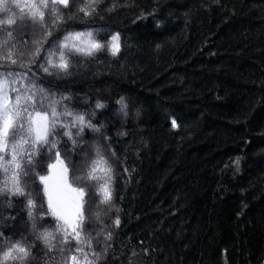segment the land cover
<instances>
[{
	"label": "trees",
	"instance_id": "obj_1",
	"mask_svg": "<svg viewBox=\"0 0 264 264\" xmlns=\"http://www.w3.org/2000/svg\"><path fill=\"white\" fill-rule=\"evenodd\" d=\"M84 4L71 0L56 26L46 11L43 26L27 20L0 28V58L11 51L17 61L0 71L27 74L25 83L57 99L71 97L68 108L95 111L92 123L103 125L100 133L86 129L75 147L58 133L68 183L87 190L83 235L92 247L82 246L89 258L95 252L96 264H264V0H100L87 17L78 11ZM87 30L101 42L120 33L119 53L71 56L67 73L43 72L48 50L66 32ZM121 96L127 116L118 111ZM97 100L106 107L95 109ZM97 149L112 168L108 204L96 192L103 181L83 179ZM54 161L55 151L45 147L22 179L36 203V229L28 196L0 194V252L17 241L30 248L26 260L9 264H71L76 254V241L65 245L55 232L36 175H47ZM44 229L55 235L51 250L38 238Z\"/></svg>",
	"mask_w": 264,
	"mask_h": 264
},
{
	"label": "snow or ice",
	"instance_id": "obj_2",
	"mask_svg": "<svg viewBox=\"0 0 264 264\" xmlns=\"http://www.w3.org/2000/svg\"><path fill=\"white\" fill-rule=\"evenodd\" d=\"M99 2L100 0H85V4L78 11L85 17L91 16L96 11L95 5ZM70 3L71 0H0V13L6 15V18L0 19V28L11 27L18 21L24 23L27 20L43 26L46 11L55 17L53 25H59L64 22L60 10L68 8ZM144 18L143 16L138 17V19ZM51 35V32H47L45 38ZM8 37H12L11 31L8 32ZM4 43L6 44L7 41ZM120 47V33L118 32L112 34L108 42H101L97 39V33L92 30L68 31L52 49L48 50L45 57L46 65L41 64L40 67L44 73L49 75L67 73L71 66L69 59L71 56H93L104 48L115 56L119 53ZM41 51L42 49L38 47L33 56L38 57ZM16 64L17 61L12 58L11 51L7 56L0 58V68ZM21 66L27 67V65ZM18 81H21L20 86H17ZM25 81H28L27 74L0 71V173L3 174V180H0V194L28 196L26 205L28 216L33 221L32 228L36 229L37 217L34 214L36 203L31 198V194L26 192L22 179L29 175V172L25 170L26 167L35 168V159L42 154L45 147L49 155L55 151L54 163L48 164V175L36 174L43 185L44 196L47 198V214L55 218V232L62 234L63 244L67 245L72 240L76 241V254L70 257L71 264H96L100 255L92 252L91 256L94 258L90 259L82 246L86 245L89 249L92 247L91 239L83 235L84 224L87 220L84 215L87 190L83 187L73 188L68 183V167L58 149L60 143L58 133L63 130V135L71 140L75 147L76 138L81 137L86 129L100 133L103 125L97 126L92 123L90 116H95V111L89 116V114L77 113L68 108L65 102L71 97L62 95L57 99L56 94L48 93L34 82L25 83ZM116 103L119 105L118 111L127 116L128 104L125 98L121 96ZM105 107L103 101L97 100L95 109ZM65 118H71L70 123H66ZM172 126L177 127L175 120L172 121ZM233 163L236 164L238 170L240 159L237 158ZM111 174V165L97 149L96 159L92 160L83 179L89 182L103 181L96 188L97 194L101 196V204H108L111 201ZM80 179L81 177L76 178V180ZM39 219L42 221L43 215ZM114 223L119 226V218ZM2 235L0 233V236ZM38 238L48 245L49 250L52 249L51 241L55 239L52 231L44 229ZM110 238L109 233L105 239ZM29 256L30 248L21 241H17L5 251L0 252V264L23 262ZM80 256L83 257L82 261Z\"/></svg>",
	"mask_w": 264,
	"mask_h": 264
},
{
	"label": "rangeland",
	"instance_id": "obj_3",
	"mask_svg": "<svg viewBox=\"0 0 264 264\" xmlns=\"http://www.w3.org/2000/svg\"><path fill=\"white\" fill-rule=\"evenodd\" d=\"M54 163V162H53ZM48 175V174H47ZM97 221H98V218H97ZM30 228L32 229V224L30 225Z\"/></svg>",
	"mask_w": 264,
	"mask_h": 264
}]
</instances>
